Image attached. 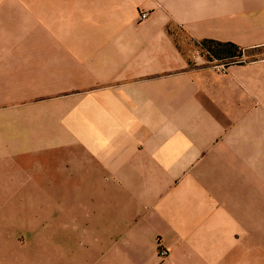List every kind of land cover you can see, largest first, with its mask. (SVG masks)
I'll use <instances>...</instances> for the list:
<instances>
[{
  "label": "crops",
  "instance_id": "crops-1",
  "mask_svg": "<svg viewBox=\"0 0 264 264\" xmlns=\"http://www.w3.org/2000/svg\"><path fill=\"white\" fill-rule=\"evenodd\" d=\"M49 3L79 6L75 64L95 87L93 119L59 147L0 156V197L59 198L54 206L77 227L98 230L100 252L109 238L187 244L195 230L211 229L213 212L228 216L213 209V198L241 194L243 165L259 163L264 60L222 73L202 65L194 49L202 41L244 53L264 45V0ZM95 6L108 12L94 13ZM57 17L55 25L68 26L63 13ZM92 237L84 238L91 244ZM253 247L236 246L226 259L250 260Z\"/></svg>",
  "mask_w": 264,
  "mask_h": 264
},
{
  "label": "rangeland",
  "instance_id": "rangeland-1",
  "mask_svg": "<svg viewBox=\"0 0 264 264\" xmlns=\"http://www.w3.org/2000/svg\"><path fill=\"white\" fill-rule=\"evenodd\" d=\"M49 1L0 0V156L59 147L62 140H75L82 132L77 127L93 119L95 87L84 84L87 76L75 64L79 6ZM86 7L83 12L89 11ZM95 8L100 15L108 12V6ZM59 13L68 26L55 25ZM211 49H194L202 65L228 67L237 60L219 59ZM242 60H264V45L243 52ZM258 135L259 163L243 165V192L213 198V209L228 216L213 212L211 229L195 230L187 244L159 238L122 245L109 238L106 251L100 252L95 247L104 238L96 236L98 230L77 227L59 211L58 201L54 206L59 198L9 196L0 197V264H77L79 251L89 257V264H264V132ZM250 152L245 150V156L255 157ZM88 236H93L91 244L84 238ZM247 242L254 243L250 260L226 259L234 247ZM113 250L114 260L108 256ZM245 251L237 257L243 258Z\"/></svg>",
  "mask_w": 264,
  "mask_h": 264
},
{
  "label": "trees",
  "instance_id": "trees-1",
  "mask_svg": "<svg viewBox=\"0 0 264 264\" xmlns=\"http://www.w3.org/2000/svg\"><path fill=\"white\" fill-rule=\"evenodd\" d=\"M200 45L202 47H207L210 50L211 48H215L213 52H215L217 55H219V59H224V58H237V60L231 61L228 65H236V64H242L244 63L243 59V52L242 50L231 44V43H216L212 41H202L200 42Z\"/></svg>",
  "mask_w": 264,
  "mask_h": 264
},
{
  "label": "built area",
  "instance_id": "built-area-1",
  "mask_svg": "<svg viewBox=\"0 0 264 264\" xmlns=\"http://www.w3.org/2000/svg\"><path fill=\"white\" fill-rule=\"evenodd\" d=\"M140 19H141L142 21L146 20V19H147V14H145V13L141 14V15H140ZM218 69H219L220 72L224 73L225 70H226V66H224V65L219 66Z\"/></svg>",
  "mask_w": 264,
  "mask_h": 264
}]
</instances>
